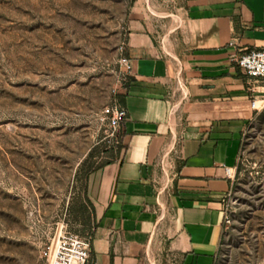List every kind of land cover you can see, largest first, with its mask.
<instances>
[{
  "label": "rangeland",
  "instance_id": "rangeland-1",
  "mask_svg": "<svg viewBox=\"0 0 264 264\" xmlns=\"http://www.w3.org/2000/svg\"><path fill=\"white\" fill-rule=\"evenodd\" d=\"M171 0H0V264H47L60 231L95 222L86 176L116 157L106 108L131 81L136 17L174 22ZM176 15V14H175ZM216 264H264V108L246 130Z\"/></svg>",
  "mask_w": 264,
  "mask_h": 264
},
{
  "label": "crops",
  "instance_id": "crops-1",
  "mask_svg": "<svg viewBox=\"0 0 264 264\" xmlns=\"http://www.w3.org/2000/svg\"><path fill=\"white\" fill-rule=\"evenodd\" d=\"M171 1L174 22L144 14L129 35L123 149L86 181L90 264L217 263L226 173L264 106L236 63L264 49V0Z\"/></svg>",
  "mask_w": 264,
  "mask_h": 264
},
{
  "label": "built area",
  "instance_id": "built-area-1",
  "mask_svg": "<svg viewBox=\"0 0 264 264\" xmlns=\"http://www.w3.org/2000/svg\"><path fill=\"white\" fill-rule=\"evenodd\" d=\"M230 45H234L232 42ZM126 70L130 73L132 65L127 58L122 59ZM236 63L239 69L249 78L264 83V49H250L241 54ZM251 108L260 112L262 108L257 105V101L251 102ZM105 116L109 127L116 131L120 130L122 124L127 120L126 109L115 103L106 108ZM235 171L227 170L226 178L233 179ZM225 222V218H224ZM90 243L78 235L60 231L51 244L43 253L47 264H90L91 248Z\"/></svg>",
  "mask_w": 264,
  "mask_h": 264
},
{
  "label": "trees",
  "instance_id": "trees-1",
  "mask_svg": "<svg viewBox=\"0 0 264 264\" xmlns=\"http://www.w3.org/2000/svg\"><path fill=\"white\" fill-rule=\"evenodd\" d=\"M120 101H121L120 106H121L122 108L125 109V107H124V105H123V102H124V95L120 97ZM257 113H258V112H256V114H257ZM256 114H255V115H256ZM122 149H123V145H122V142H121V140H120V142H118V147H117V150H116V151H117V152H116V157H115L114 159L108 161V162H105V163L99 165L98 167H95L93 170H91V171L87 174V176H86V181L88 180L89 176H90L92 173H94V172H96V171L102 169L104 166H106V165L112 163V162H113V161H114V160L120 155ZM87 201H88V203L90 204V207H92V204L90 203V201H89L88 199H87ZM222 238H223V237H222ZM84 239L87 240L89 243L91 242V237H90V235H89L88 237L84 238Z\"/></svg>",
  "mask_w": 264,
  "mask_h": 264
}]
</instances>
